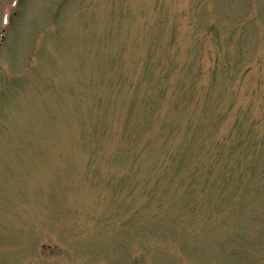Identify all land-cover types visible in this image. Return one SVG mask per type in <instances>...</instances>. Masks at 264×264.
I'll return each instance as SVG.
<instances>
[{
	"label": "rangeland",
	"instance_id": "obj_1",
	"mask_svg": "<svg viewBox=\"0 0 264 264\" xmlns=\"http://www.w3.org/2000/svg\"><path fill=\"white\" fill-rule=\"evenodd\" d=\"M0 264H264V0H0Z\"/></svg>",
	"mask_w": 264,
	"mask_h": 264
}]
</instances>
